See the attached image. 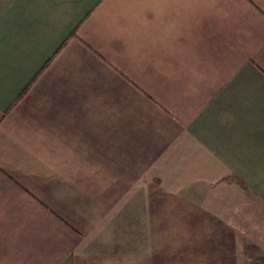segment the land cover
Listing matches in <instances>:
<instances>
[{
    "label": "crops",
    "instance_id": "obj_1",
    "mask_svg": "<svg viewBox=\"0 0 264 264\" xmlns=\"http://www.w3.org/2000/svg\"><path fill=\"white\" fill-rule=\"evenodd\" d=\"M0 264H264V0H0Z\"/></svg>",
    "mask_w": 264,
    "mask_h": 264
}]
</instances>
